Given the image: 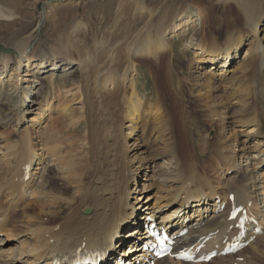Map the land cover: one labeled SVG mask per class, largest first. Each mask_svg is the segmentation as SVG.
<instances>
[{
  "label": "bare ground",
  "instance_id": "1",
  "mask_svg": "<svg viewBox=\"0 0 264 264\" xmlns=\"http://www.w3.org/2000/svg\"><path fill=\"white\" fill-rule=\"evenodd\" d=\"M249 6L244 7L240 33L221 43L212 38L208 46L199 44L193 52L192 63L199 69L192 80L205 88L197 94H203V108L212 115L203 121L214 126L213 119L225 115L220 129L224 136L210 147L193 138L192 125L204 123L199 117L170 115L159 97L146 103L138 90V62L156 61L159 51L171 49L163 22L150 34L152 14L145 13L140 0H117L111 24L90 44L81 34V20L57 31L47 64L40 58L43 52H26L44 13L29 34L23 36L31 24L28 19L7 33L15 54H0V129L7 125V116L14 117L16 138L12 141L0 130V264H68L77 254L78 264H98L86 254L110 247L113 240L117 262L146 264L150 251L141 244L150 236L138 232L143 223L146 228L156 223L172 229V250L177 253L188 247L195 252L203 239L201 250L247 242L240 251L208 262L223 264L248 251L252 257L263 253L264 170H258L264 167V118L256 113V104L258 97L264 98V9ZM11 15L0 6V20L9 21ZM58 21L49 22L51 30L64 26V20ZM190 22L187 16L174 25L173 33L179 35ZM64 63L76 66L81 84L77 92L62 95L56 110L43 83L46 74L60 71ZM10 70L16 75L4 80ZM57 83L64 80L50 81L52 87ZM74 98L80 100L92 136L75 138L77 147L90 143L96 149L88 174L82 170L83 157L70 147L73 139L67 137L68 149L60 140L64 130L59 122L65 117L71 125L79 120L73 119ZM51 109L58 116L52 117ZM53 179L72 188V194L53 195ZM185 227L186 235L178 236ZM208 262L165 256L153 264Z\"/></svg>",
  "mask_w": 264,
  "mask_h": 264
},
{
  "label": "rangeland",
  "instance_id": "2",
  "mask_svg": "<svg viewBox=\"0 0 264 264\" xmlns=\"http://www.w3.org/2000/svg\"><path fill=\"white\" fill-rule=\"evenodd\" d=\"M140 1L146 11L145 13L152 14L153 27L150 30V34H155L158 24L163 22V26H165L164 29L167 30V34H165L164 39L171 47L168 52L159 51L155 59L156 61L146 59L140 60L138 62V90L142 94V98L147 103L146 99L155 101V99L159 97L160 101L164 102L163 106L166 107V111L170 115H195L199 117L200 121L202 120L204 123H197L199 126L197 124L192 125L193 138L197 140L198 143H202V146L210 147V145H216L219 135L224 136L223 134L225 133L224 130H220L223 129L225 115L222 114L221 118H218L217 120L215 119L216 121L213 119V123H215L213 124L214 126H210V123L207 122V120L203 121L204 117L210 118L212 115L207 109H205V107L203 108V102L200 98V96L203 97V94H197L199 88H201V91H205V88L203 89L201 86H198V84L192 80L195 70L199 69V67L194 66L192 63L193 52L195 51V48L199 46V44L208 46L212 38H216L217 43H221L222 41H226L228 36L240 33L244 27V7H250L249 5H251L264 9V0ZM0 6L12 13L11 20H0V43L3 44L2 46L5 48H10L12 50L11 52H7L11 55L15 54L13 51L14 43L11 44L6 40L5 37L7 33L15 29H20V21L22 22V20L28 19L31 24L27 26L28 28L26 31L23 29V36L29 34L31 29L36 27L35 24L39 20L40 15L42 13L45 14L40 28H35L34 37L29 41L26 52L28 55H36L43 52V57L40 58H43L44 61L46 60L47 64L51 59L49 46L53 43L57 31H62L64 27L74 21L81 20L83 23H85L82 27L81 34L84 33V39H86L88 44H90L93 40L102 38L105 29L111 24L112 13L117 6V0H0ZM187 16L190 17L191 22L181 30L179 35L173 33V30H175L174 25L178 24ZM58 20H64L65 22L62 23H65L64 26L58 25L59 27L57 26L56 31L51 30L50 25L56 21L59 22ZM49 22L52 24H49ZM59 28L62 29L60 30ZM11 61L12 64L15 63L13 62L15 61L14 59H11ZM64 64L65 65L62 66L60 71L56 70L57 72L55 71L54 74H46L47 76L44 78L43 83L46 85L44 91L46 88L51 90H49V96L52 95L50 97V105L52 107L54 105L56 110L58 109V106L55 107L57 105V101H59L60 98V100H63L62 98L64 95L70 96L72 93L77 92V87L79 88L81 84L76 80V66L72 64ZM15 72L16 71L13 70L8 71V75L4 78V80H6L7 77L13 78L14 75H16ZM23 74L24 73L22 72L21 75L23 76ZM4 75L5 73L3 76ZM21 75H19L18 78H21ZM51 80L53 82L64 80V83H57L55 84L56 87H52V84L50 85ZM156 88L159 90V93L157 92ZM28 89L33 88L30 86ZM67 90H69V92H67ZM208 93L209 92H205L204 94L206 95ZM209 94H211V92ZM213 94H216L215 91H213ZM41 98L42 97H38L37 100L40 101ZM10 100L11 102H9ZM10 100H8V102L12 103L16 100V97L14 96L10 98ZM79 102L80 100L75 98L72 99L71 102L72 108L74 109L73 115H76L73 119H79L77 124L71 125V120H69V117H65L64 119L66 120L60 119V126L62 125L63 127H61V129L62 131L64 130L63 132L61 131L62 133L60 135V140L63 141L65 146L69 144V142H67V137L69 140L70 138L73 139L70 141V147L73 148L74 152H76L77 157L81 155L80 157H83L82 160H85V157H88V160L86 159L87 162L83 160L82 163V166L84 167V169L82 167V170L88 174L92 169L91 165H93L96 149L94 150L90 143H88L89 145H87V147H77L78 142L82 138L87 139L92 137L88 132V125L84 119V110H80L81 106ZM228 108L230 109V107ZM52 110L53 109H51V116H58V112ZM4 112L5 111H1V114H4ZM256 113L261 119L264 118V98H257ZM7 118H9L6 125L7 127L3 126L4 128H1L0 130L3 132L7 131V134L12 138L11 140L13 141V138H16L12 129V121L14 117L12 118L7 116ZM176 121L178 122L179 120L176 119ZM75 138L79 139V141L76 142ZM132 141L133 140H130V143ZM68 147L69 145H67L66 148L68 149ZM86 155H89L90 157ZM47 160L48 158L46 159L45 163L48 162ZM88 162L91 164H88ZM150 165H152V163H150ZM261 170L263 171L264 167H261L258 171ZM88 178L89 176L85 178L83 186L85 185ZM139 182H141V180H139ZM142 182L145 183L144 181ZM51 183L55 190L52 193L53 195L69 197L72 194V188L65 187V185L62 186L54 179L51 180ZM130 187H133V183L130 185ZM26 198L30 199L31 195L27 194ZM64 211L65 210L63 209L62 214ZM262 249V254H257L256 256L252 257L251 251H248L243 253V256L234 255L233 258L230 259L231 261L229 260L230 262L228 259H226L222 263L264 264V248ZM244 256H248L250 258L247 259ZM221 261L222 260H218L217 262V260H213L208 262V264H221Z\"/></svg>",
  "mask_w": 264,
  "mask_h": 264
},
{
  "label": "water",
  "instance_id": "3",
  "mask_svg": "<svg viewBox=\"0 0 264 264\" xmlns=\"http://www.w3.org/2000/svg\"><path fill=\"white\" fill-rule=\"evenodd\" d=\"M0 51L3 52H11L12 50L9 48H5L4 46L0 45ZM85 213L88 212L87 210L84 211Z\"/></svg>",
  "mask_w": 264,
  "mask_h": 264
}]
</instances>
